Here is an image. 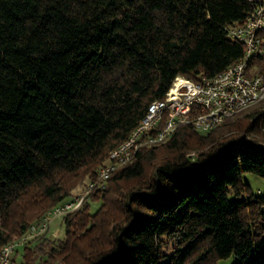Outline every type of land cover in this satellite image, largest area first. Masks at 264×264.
Returning <instances> with one entry per match:
<instances>
[{
	"label": "trees",
	"instance_id": "obj_1",
	"mask_svg": "<svg viewBox=\"0 0 264 264\" xmlns=\"http://www.w3.org/2000/svg\"><path fill=\"white\" fill-rule=\"evenodd\" d=\"M253 8L0 0V249L94 179L177 75L213 76L238 60L243 46L224 27ZM251 63L264 74V54ZM262 127L264 100L206 133L178 126L63 215V238L33 237L9 264L17 254L21 264H264V192L241 178L264 179Z\"/></svg>",
	"mask_w": 264,
	"mask_h": 264
},
{
	"label": "built area",
	"instance_id": "obj_2",
	"mask_svg": "<svg viewBox=\"0 0 264 264\" xmlns=\"http://www.w3.org/2000/svg\"><path fill=\"white\" fill-rule=\"evenodd\" d=\"M248 1L254 8L246 18L224 27L227 37L242 44V56L213 76L200 75L193 80L177 75L164 96L148 105L127 139L109 152L105 162L98 166L95 178L87 181L84 189L30 224L24 235L2 246L0 264H9L16 248L44 233L54 218L80 208L91 191L103 188L111 173L131 161L142 146L166 140L178 126L206 133L264 100V74L254 72L256 67L251 63L253 57L264 54V0Z\"/></svg>",
	"mask_w": 264,
	"mask_h": 264
},
{
	"label": "rangeland",
	"instance_id": "obj_3",
	"mask_svg": "<svg viewBox=\"0 0 264 264\" xmlns=\"http://www.w3.org/2000/svg\"><path fill=\"white\" fill-rule=\"evenodd\" d=\"M250 136L252 137V135H250ZM259 144H262V142L261 143L259 142ZM188 154H190L191 156H196V153H194V152H189ZM241 178L245 182L249 183L252 186V189L255 190V192H257V191L264 192V179L257 177L255 175H253L252 173H243ZM84 186H85V184L77 186L76 189L73 191L72 195L73 194L75 195V194H77V192L84 189L85 188ZM84 202H85V200H84ZM89 203H90V211L91 212L95 211L99 205L98 201H96V202L89 201ZM47 211H49V210H47ZM62 217L63 216L54 218L52 220V222L50 223L49 227L44 231V233H46L45 238L53 241V243L56 242L58 239L63 238V236H64V225L62 223ZM19 237L13 238L12 240L17 239ZM18 250L21 251L22 248L19 247ZM20 260H21V254H17L15 257L14 263L15 264H21ZM235 261H236V257L229 256L228 258L217 260V262L215 264H234Z\"/></svg>",
	"mask_w": 264,
	"mask_h": 264
}]
</instances>
